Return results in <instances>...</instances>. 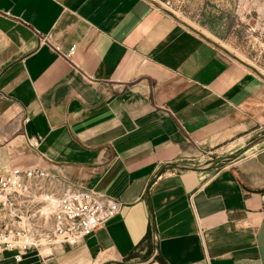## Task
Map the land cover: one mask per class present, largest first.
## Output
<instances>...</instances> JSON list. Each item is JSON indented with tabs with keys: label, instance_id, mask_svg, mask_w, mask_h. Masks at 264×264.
<instances>
[{
	"label": "crops",
	"instance_id": "obj_1",
	"mask_svg": "<svg viewBox=\"0 0 264 264\" xmlns=\"http://www.w3.org/2000/svg\"><path fill=\"white\" fill-rule=\"evenodd\" d=\"M197 26L156 0H0V174L36 164L122 202L46 262L0 264H264V150L205 162L264 118V77Z\"/></svg>",
	"mask_w": 264,
	"mask_h": 264
},
{
	"label": "built area",
	"instance_id": "obj_2",
	"mask_svg": "<svg viewBox=\"0 0 264 264\" xmlns=\"http://www.w3.org/2000/svg\"><path fill=\"white\" fill-rule=\"evenodd\" d=\"M55 48L66 58L76 49ZM121 209L116 197L74 185L39 165L13 167L0 174V256L9 251L20 262L34 251L46 262L56 246L78 244Z\"/></svg>",
	"mask_w": 264,
	"mask_h": 264
},
{
	"label": "rangeland",
	"instance_id": "obj_3",
	"mask_svg": "<svg viewBox=\"0 0 264 264\" xmlns=\"http://www.w3.org/2000/svg\"><path fill=\"white\" fill-rule=\"evenodd\" d=\"M171 9L181 19L192 21L197 27H209L218 37V43L240 63L264 77V0H249L245 5L238 0H156ZM245 5V6H244ZM264 118L244 117L206 144V163L230 156L219 162L226 165L245 159L264 150ZM232 144V145H231ZM251 144L240 157L239 153Z\"/></svg>",
	"mask_w": 264,
	"mask_h": 264
},
{
	"label": "water",
	"instance_id": "obj_4",
	"mask_svg": "<svg viewBox=\"0 0 264 264\" xmlns=\"http://www.w3.org/2000/svg\"><path fill=\"white\" fill-rule=\"evenodd\" d=\"M261 140H264V135L263 136H261L260 138H258L255 142L257 143V142H259V141H261ZM252 147V145L251 144H249V145H246L239 153H237V154H235V155H231V156H235V158L236 157H240L242 154H244L248 149H250ZM230 156H222V157H220L218 160H216V163H219V162H221V161H223L224 159H227V158H229ZM215 163V164H216ZM251 190V189H250ZM253 191H255V192H258V193H262V192H264V188H260V189H255V190H253ZM156 258V257H155ZM123 264H126V263H123Z\"/></svg>",
	"mask_w": 264,
	"mask_h": 264
},
{
	"label": "trees",
	"instance_id": "obj_5",
	"mask_svg": "<svg viewBox=\"0 0 264 264\" xmlns=\"http://www.w3.org/2000/svg\"><path fill=\"white\" fill-rule=\"evenodd\" d=\"M158 260L160 261V258H158Z\"/></svg>",
	"mask_w": 264,
	"mask_h": 264
}]
</instances>
